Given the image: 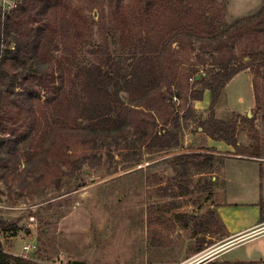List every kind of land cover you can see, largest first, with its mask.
Returning <instances> with one entry per match:
<instances>
[{"label": "rangeland", "instance_id": "obj_1", "mask_svg": "<svg viewBox=\"0 0 264 264\" xmlns=\"http://www.w3.org/2000/svg\"><path fill=\"white\" fill-rule=\"evenodd\" d=\"M19 1L0 0V6L8 12ZM72 4L75 26L60 36L53 52L67 71L89 63L92 49L105 47L114 60L113 74L117 70L119 76L126 74L133 57L168 39L173 29L168 16L178 15L171 5H163L156 14L140 19L135 6L126 1L125 20L116 25L106 9L101 13L97 7H86L85 0ZM263 4L264 0H212L213 30L255 13ZM196 10L193 6L183 13L182 27L192 26L205 37L212 28L199 25ZM16 39L18 33L10 27L0 36V48L13 49ZM256 41L257 37L229 42L224 58L233 54L235 64L247 63L246 46ZM172 48L182 63L175 82L162 89L166 101L153 114L156 130L167 127L176 133V148L151 147L136 134L114 135L99 141L78 169L62 166L48 181H33L22 171L24 159H10L6 139L0 136V218L14 226L0 230V249L20 256L24 244L35 245L28 256L36 264L186 263L202 256L198 264L264 262V224L224 238L229 231L226 219L232 227L251 223L254 215L264 218V116L254 102L253 74L247 68L234 75L211 109L208 89L201 100L192 96L202 90L196 82L210 80L211 72L219 69L215 44L185 37ZM191 69H198V78L188 77ZM5 72L0 75V90L16 92L17 74ZM259 93L264 99L263 86ZM123 96L124 105H129L138 95ZM212 120L235 127L237 146L230 145L231 151L206 147L213 145L211 141L205 145Z\"/></svg>", "mask_w": 264, "mask_h": 264}, {"label": "trees", "instance_id": "obj_2", "mask_svg": "<svg viewBox=\"0 0 264 264\" xmlns=\"http://www.w3.org/2000/svg\"><path fill=\"white\" fill-rule=\"evenodd\" d=\"M85 1L86 7H97L101 13L106 9L116 25L125 20L126 1L135 6L140 19L156 14L163 5H171L179 17L170 13L168 18L173 20V29L168 39L149 53L142 52L133 57L126 74L119 76L118 70L116 75L113 74L115 68L110 66L114 60L105 47L92 49L91 61L75 71L65 70L62 59L53 53L58 48L60 36H66L75 26L73 0H21L8 12L0 6V36L7 34L10 27L18 33L16 47L0 48V75L4 76L10 69L17 74L19 82L16 92L0 90V136L6 139L9 158H23L22 171L33 177V181H48L62 166L71 171L78 169L99 141L114 135L136 134L151 147L176 148L178 138L172 129L156 130L153 110L166 101L162 89L175 82L177 68L182 63L172 44L181 45L185 37L212 42L215 53L220 56L219 69L211 72L210 80L201 78L196 82L203 86L192 99L201 100L202 92L208 89L211 94L209 107L213 109L227 82L249 68L253 74L254 102L263 109L264 116V99L259 93L261 86L264 88V4L255 13L216 32L213 30L215 21L210 18L212 0ZM193 6L199 13V25L212 28L205 32V37L192 26L182 27L186 23L183 13L191 11ZM256 37V43L249 42L246 46L249 51L247 63L235 64L233 54L224 58L223 49L229 42L250 41ZM197 73L198 69H193L188 77L193 79ZM126 92L138 95L129 105L123 102ZM143 116L149 118L145 120ZM234 130V126L223 121L212 120L207 134L236 147ZM9 223L0 218V230L14 229ZM0 264L36 262L0 249ZM211 264L264 262L235 259Z\"/></svg>", "mask_w": 264, "mask_h": 264}, {"label": "crops", "instance_id": "obj_3", "mask_svg": "<svg viewBox=\"0 0 264 264\" xmlns=\"http://www.w3.org/2000/svg\"><path fill=\"white\" fill-rule=\"evenodd\" d=\"M207 141H211V143L213 145L212 146H206V147H212V148L214 147L218 151H225V149L227 148V149H230V151H231L230 145L225 143L224 141L214 140V139H212L210 137H206L205 145L207 144ZM218 212L220 213L221 217H223L225 219V215L226 214L224 212V207H220V209H218ZM252 220L253 221L251 223H244V224L237 223V225L231 227L228 224V221L226 219L225 223H226L227 227L229 228V231H228V233L226 234V236L224 238H230V237H233V236H237L239 234H243L245 232L253 230V228L258 227L260 224H264V218L260 219L258 215L257 216L254 215ZM173 263H178V262H173ZM170 264H172V263H170Z\"/></svg>", "mask_w": 264, "mask_h": 264}, {"label": "built area", "instance_id": "obj_4", "mask_svg": "<svg viewBox=\"0 0 264 264\" xmlns=\"http://www.w3.org/2000/svg\"><path fill=\"white\" fill-rule=\"evenodd\" d=\"M35 245H31V244H24L22 247V251L23 254H21L20 256L25 258V259H32L30 256H28V253H30L31 251L35 250ZM200 258H195L193 261L190 262H186V263H172V264H197L196 262L199 260ZM151 264H170L167 262H156V263H151Z\"/></svg>", "mask_w": 264, "mask_h": 264}, {"label": "water", "instance_id": "obj_5", "mask_svg": "<svg viewBox=\"0 0 264 264\" xmlns=\"http://www.w3.org/2000/svg\"><path fill=\"white\" fill-rule=\"evenodd\" d=\"M196 78H198V76H196ZM200 259L196 262L197 264L200 262V260L203 258L199 257ZM72 264H88L86 261L84 260H72Z\"/></svg>", "mask_w": 264, "mask_h": 264}]
</instances>
